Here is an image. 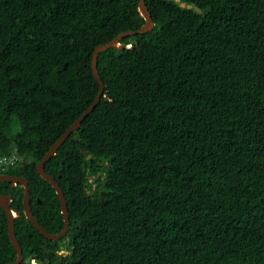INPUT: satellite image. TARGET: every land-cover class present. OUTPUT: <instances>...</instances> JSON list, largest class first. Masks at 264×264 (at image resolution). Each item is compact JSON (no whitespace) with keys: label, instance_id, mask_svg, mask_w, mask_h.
I'll return each mask as SVG.
<instances>
[{"label":"trees","instance_id":"16d2710c","mask_svg":"<svg viewBox=\"0 0 264 264\" xmlns=\"http://www.w3.org/2000/svg\"><path fill=\"white\" fill-rule=\"evenodd\" d=\"M180 1L199 11L145 0L154 28L98 54L103 95L44 164L65 237L0 181L21 264L62 247V264H264V0ZM137 5L0 0V155L19 158L0 174L27 180L49 233L63 216L35 165L95 98L94 48L144 24ZM15 259L0 208V264Z\"/></svg>","mask_w":264,"mask_h":264},{"label":"water","instance_id":"95a60500","mask_svg":"<svg viewBox=\"0 0 264 264\" xmlns=\"http://www.w3.org/2000/svg\"><path fill=\"white\" fill-rule=\"evenodd\" d=\"M174 1L178 3V5L181 8H187V9L194 8V10L199 11L197 7L191 4H186L185 2H182L180 0H174ZM137 9L139 11L140 16L144 19V24L139 29L121 32L117 36L112 38L111 40L107 41L106 43L97 45L92 51L90 66H91L92 75L98 84V92L95 98L93 99L92 103L89 105V107L52 143L48 151L44 154L41 160L37 162L35 165V169L38 175L43 180H45L51 185V187L54 189L58 197V200L60 203V212L63 216V228L60 230V232L55 233V234L47 232L35 219L34 215L31 212V207H30V193H29V188H28V182L24 177L0 174V181L9 182L12 187L19 184L23 188L22 206H23V215L26 221L29 222L41 235H43L46 239L50 241H57L63 236H65L66 232L69 229V220H68V211H67L64 194L61 188L59 187L58 183L56 182L55 178L49 175L44 170V164L51 157L56 155V151L58 147L65 141V139L71 133H73L75 130H77L80 127L81 122L94 110V108L96 107V105L98 104V102L100 101L103 95L104 83L102 79L100 78L98 71H97L98 54L111 47L123 49L125 45L120 42L123 38L130 36V35L141 34V33L150 31L151 29L154 28V22L151 18L150 12L148 11L145 0H138ZM74 138H77V137L74 136ZM92 142L96 143L97 139L93 138ZM81 152L84 155L87 154L86 151H81ZM89 158H90V155H87L86 159H89ZM106 167L109 168V166H106ZM88 175L89 173L87 174V176ZM11 201H12L11 195L0 194V208L4 211L6 218H7L8 237L16 252V259L14 261L3 263V264H21L23 260L22 251L20 248V244L14 233V218L17 217L20 214V212L10 207Z\"/></svg>","mask_w":264,"mask_h":264},{"label":"flooded vegetation","instance_id":"af4514ba","mask_svg":"<svg viewBox=\"0 0 264 264\" xmlns=\"http://www.w3.org/2000/svg\"><path fill=\"white\" fill-rule=\"evenodd\" d=\"M11 194H18V193L17 192H14V193H11ZM63 237H65V236H63ZM62 238H60V239H62ZM53 253L56 256L55 258H58V259H56L57 260V264H62L63 258H65L69 254V251L66 248L62 247L59 250H54ZM55 258L52 257L51 259H49L45 255L38 257V255L36 254V255H32L27 261L30 264H56Z\"/></svg>","mask_w":264,"mask_h":264},{"label":"built area","instance_id":"2783aa9c","mask_svg":"<svg viewBox=\"0 0 264 264\" xmlns=\"http://www.w3.org/2000/svg\"><path fill=\"white\" fill-rule=\"evenodd\" d=\"M18 157L15 154L10 156H1L0 155V169L4 170L5 168L14 165L18 161Z\"/></svg>","mask_w":264,"mask_h":264},{"label":"rangeland","instance_id":"374dc122","mask_svg":"<svg viewBox=\"0 0 264 264\" xmlns=\"http://www.w3.org/2000/svg\"><path fill=\"white\" fill-rule=\"evenodd\" d=\"M89 181H91V177H89ZM91 186L94 187V184L91 183Z\"/></svg>","mask_w":264,"mask_h":264},{"label":"clouds","instance_id":"9594fccd","mask_svg":"<svg viewBox=\"0 0 264 264\" xmlns=\"http://www.w3.org/2000/svg\"><path fill=\"white\" fill-rule=\"evenodd\" d=\"M12 155V154H11Z\"/></svg>","mask_w":264,"mask_h":264}]
</instances>
